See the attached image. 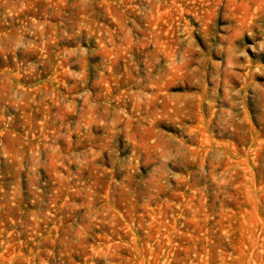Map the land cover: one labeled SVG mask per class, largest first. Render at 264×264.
I'll return each mask as SVG.
<instances>
[{
    "label": "rangeland",
    "instance_id": "rangeland-1",
    "mask_svg": "<svg viewBox=\"0 0 264 264\" xmlns=\"http://www.w3.org/2000/svg\"><path fill=\"white\" fill-rule=\"evenodd\" d=\"M0 264H264V0H0Z\"/></svg>",
    "mask_w": 264,
    "mask_h": 264
}]
</instances>
